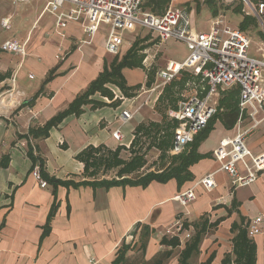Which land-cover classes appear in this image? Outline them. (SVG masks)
Returning <instances> with one entry per match:
<instances>
[{
    "label": "crops",
    "instance_id": "obj_1",
    "mask_svg": "<svg viewBox=\"0 0 264 264\" xmlns=\"http://www.w3.org/2000/svg\"><path fill=\"white\" fill-rule=\"evenodd\" d=\"M49 1L15 5L12 0H0V264H90L91 258L97 264H113L123 243L133 246L127 253L130 264L141 253L138 224L148 225L153 231L146 261L172 251L163 264H180L186 244L198 227L205 225L199 254L190 259V264L196 258H200V264H223L228 255L234 259V240L241 233H246L256 247V264H264V172L254 183L235 187L229 174L220 170L223 163L216 157L221 142L236 137V124L228 129L222 121L216 122L198 148L206 157L191 166L192 178L181 186L172 179L167 183L153 181L147 187L74 188L43 178L48 186L42 188L35 180L32 157L37 159L36 164H42L43 177L62 182L92 181L85 176L84 163L78 156L91 146L111 148L129 143L132 135L123 132L128 126L119 122L118 114L128 109L135 113L134 119L140 116L144 120L143 110L149 107L142 106L147 94L142 93L144 78L129 84L128 68H124L122 74L132 88L128 97L108 83L105 86L111 95L96 92L80 114L66 116L47 135L42 134L106 67L117 57L121 61L124 55L121 59L119 55L132 48L129 44L123 49L124 40L120 52L112 54L106 49L108 36L100 49L93 47L99 31L90 39L79 23L58 28L56 16L46 10ZM9 7L15 10L11 12ZM70 9L65 5L60 12ZM25 17L30 19L23 22ZM6 18L13 28L9 34L4 33L2 25ZM6 41L23 46L25 56L2 51ZM121 95L129 101L118 103L117 110ZM118 128L123 132L121 142L112 136ZM248 148L254 156L264 152V122L249 138ZM239 168L245 173L241 165ZM211 174L215 188L209 191L198 183ZM191 188L195 200L181 205L177 196ZM54 205L56 212L45 234ZM256 218L261 219V233L250 237V224ZM164 237L178 238L180 245L173 248L163 244Z\"/></svg>",
    "mask_w": 264,
    "mask_h": 264
},
{
    "label": "built area",
    "instance_id": "obj_2",
    "mask_svg": "<svg viewBox=\"0 0 264 264\" xmlns=\"http://www.w3.org/2000/svg\"><path fill=\"white\" fill-rule=\"evenodd\" d=\"M30 0H12L13 4H25ZM243 0L247 15L255 16L264 24V0ZM65 5L71 9L61 13ZM143 0H50L46 10L56 16L57 27L65 28L69 23H79L84 32L93 39L102 24L110 25L106 42L109 53L118 54L124 43L119 32L131 25H139L151 31L160 42L176 40L188 50L182 62L170 61L158 74L162 85L173 82L183 72H192V94L181 100L177 108L169 111V117L179 123L172 145V153L181 155L187 151L190 143L209 124L218 113V98L221 92L237 88L239 90V115L236 126L238 133L232 140H223L216 152L222 161L221 169L229 174L232 184L247 186L254 183L264 172V152L253 155L248 148L249 138L264 122V49L260 55L250 54V37L239 28L227 26L222 16L213 18L210 31H197L193 27L190 11L187 8L167 9L161 15H146L142 10ZM3 28L10 29V19L2 20ZM1 50L24 57L25 48L14 41H6ZM59 59V57H57ZM153 87L151 90H154ZM144 93L148 91L144 88ZM149 99L142 106L149 105ZM135 117L131 110L124 109L118 114L122 125H127ZM115 140H123L120 128L112 133ZM230 147V150L228 148ZM228 157L227 161H224ZM224 161V162H223ZM239 165L244 168L243 173ZM32 175L42 188L48 183L41 175L39 164L33 167ZM207 190L215 188L214 174L200 180ZM194 188L179 196L177 201L186 206L195 200ZM261 219L256 218L250 224L249 236L261 233ZM90 264H97L95 258Z\"/></svg>",
    "mask_w": 264,
    "mask_h": 264
},
{
    "label": "rangeland",
    "instance_id": "obj_3",
    "mask_svg": "<svg viewBox=\"0 0 264 264\" xmlns=\"http://www.w3.org/2000/svg\"><path fill=\"white\" fill-rule=\"evenodd\" d=\"M158 1L159 0H152V1L144 0L142 5L143 12L146 15H161L167 9L170 8L172 9L187 8V10L190 11L193 27H195L197 31H210L212 19L218 16L223 17L224 22L227 26L240 29V25L244 22L245 17L253 16L246 14L248 8L247 6H245L243 0H214L212 1V3H208V1L211 0H166L164 3V7L161 10H159V8L156 6V3ZM255 1L256 0H254L253 2ZM19 6H17V8L20 9L19 11H22L21 7ZM240 6L242 8V12L238 13L236 11V8ZM9 8L11 12L15 10L14 7H9ZM215 10L217 11V15H214ZM15 13H17V11ZM28 18L29 17L27 18L25 17V20L23 22L28 20ZM10 25L11 26L9 30L7 29L4 30L5 34L11 33V30L13 28H11L12 24ZM110 28L111 26L107 24H102L100 26L99 35H98L99 37L93 44L94 48H98V49L101 48L102 40L104 39L105 36L107 37L109 35ZM18 33L20 35L23 34L22 31ZM245 33L250 37V44H251L250 54L257 56L260 55L258 49L259 48L264 49V36H263L264 24L257 19L256 25L249 26V29L245 31ZM119 34L125 40L123 49L128 47L129 44H132L133 46L135 42H139L137 46L133 47V51L131 52L133 54H137L138 58H141L139 59L141 60L140 63L141 67H134L133 69L128 68V72L126 73V79L129 84H134L139 81H142L144 78L143 84H145V89L148 91V93L145 95L146 97L145 99H149L148 101L149 107L143 110V116L145 118L144 120L139 116L137 119H133L132 121H130V123L127 124L128 127H126L123 130V132L127 131L132 135L130 137L131 139L129 143L124 145L118 144V146L111 148L107 146L100 147V149L102 148V150L98 152L97 157L104 155L106 156L108 152L112 151V153L117 154V157L125 163L132 160L137 155H142V156L144 155L145 162L143 166L137 170H134L131 173L129 172L130 174L128 175V177H135L142 175L145 176L150 173L163 171L167 167L171 166L173 162L172 161L173 157L178 156L172 153V144L179 123L173 120L171 117H169V111L173 109L172 103L174 101H172V99L173 100L176 99L175 104L178 105V103L181 100L187 99L192 94L194 85L193 84L188 85V83L192 80L193 76H192V72L183 71L179 75L178 79L176 78L173 82L167 85H162V82L158 77L159 72L165 69L170 61L181 62L187 57L188 50L183 43H180L172 39L166 42H160V40L157 38L156 35L151 34V31H149L148 29H144L139 25H131L128 29L119 32ZM126 54L127 53L125 54L122 53V55H119V58L121 59L122 56L123 55L125 56ZM111 61L112 59L109 61V63ZM138 69H142L145 76L143 72ZM181 79L182 81L183 79H186V82H184L185 85L181 86L180 84H176L172 88V92L174 91L173 93L174 97L167 98L164 101H162L166 92V87ZM116 87L119 90H122L119 86L116 85ZM153 87L156 88H154V90H151ZM232 90L221 92L219 98L217 99L219 106L221 101L224 99V97L227 96V94ZM124 94L126 97H128L129 92L128 94L124 92ZM125 96L121 95V97H119L120 99L117 100L116 102L117 110L120 109L119 108L120 105L118 103H121L122 101L123 102L129 101V98H126ZM237 98L239 100L238 96ZM227 106H229V104H227L225 107H220L221 111L224 112L228 110ZM163 119L165 120V123L163 122ZM155 122L160 123L162 125L163 123L165 125L166 123L171 124V129L169 130V132L172 133L171 145L165 151L158 148V143H160V141L163 138L167 137L168 130L161 129L159 134H157V128L152 126V124ZM139 126H142L141 132H137V128ZM217 134H219V129ZM150 145H152V148L148 149ZM92 156L94 158L93 152H91L89 156L91 160H92ZM104 166L105 164H102L98 167L92 166L90 172H93L94 175H89V173L88 174L86 173L85 176H87L89 179L92 180L93 179L101 180L105 178L106 179L119 178L118 173L119 170L123 168L122 164H119L118 166L116 165L111 170L106 169ZM84 168H85V164H84ZM187 236L190 237L191 234H188ZM136 256H141V253H137L134 258H136ZM192 263L200 264L201 263L200 258H196Z\"/></svg>",
    "mask_w": 264,
    "mask_h": 264
},
{
    "label": "trees",
    "instance_id": "obj_4",
    "mask_svg": "<svg viewBox=\"0 0 264 264\" xmlns=\"http://www.w3.org/2000/svg\"><path fill=\"white\" fill-rule=\"evenodd\" d=\"M165 1L166 0H159L156 3V6L159 8V10H161L164 7ZM212 1L214 0L208 1V3H212ZM236 11L238 13L242 12L241 6L237 7ZM214 15H217L216 10L214 11ZM256 22H257V19L255 17L246 16L244 22L240 25V29L242 31H247L249 29V26L256 25ZM138 44L139 42H135L134 45L132 46V49H130L127 52V54L123 57L121 61L117 57L110 67H106L105 70L100 74L98 79L90 85L89 89L79 98H77V100L70 106V108L67 111L59 114L56 118H54L53 121H51L48 124L47 128L42 132V134L47 135L48 130L53 125L62 121L66 116L72 113L80 114L82 111V106L91 103L92 100H89V97L91 95H94L96 92H100L104 96L111 95L109 90L105 88V85L108 83L116 84L125 93L128 94V92H130L132 88H129L127 86L126 80L122 74V70L124 68L133 69L134 67H141L140 66L141 60H139L141 58H138L137 54H133L131 52L133 51V47L137 46ZM184 82H186V79H183V81L181 79L167 86L166 92H165V95L162 101H164L167 98L174 97L173 95L174 91L172 92V88L176 84H180L181 86H183L185 85ZM237 96L239 97V90L237 88L229 92L227 96H225L224 99L221 101L218 113L215 116H213L208 126L194 138V141L191 144L189 151L181 155L173 157L172 159L173 162L171 166L167 167L161 172H154V173L147 174L145 176L142 175V176L128 177V175L131 172L143 166L145 162L144 155L143 156L137 155L132 160L124 163L122 160H120L117 157V154L112 153V151L108 152L106 156L104 155V156L97 157L98 152L102 150V148L100 149V147L95 148L91 146L87 148L85 151H83L78 156V159L85 164V168H84L85 174L89 173V175H94L93 172H90L92 166L98 167L102 164H105L104 167L106 169L111 170L116 165L118 166L119 164H122L123 168L119 170L118 179L117 178H114V179L105 178L101 180L93 179L92 181H82V182H74V181L62 182L54 178H48L47 176H44V177L42 176V177L51 183L73 186L74 188H78L81 186H88V185L93 186V187H106V188H110L113 186H121V185L122 186L130 185V186L147 187L153 181H157L159 183H167L168 181L172 179H176L179 185L181 186L183 183H185L186 181H189L192 178V175L190 173L191 166H193L194 164L199 162L201 159L206 157L205 155H202L198 152V148L201 142L204 139H206L208 134L214 129V125L216 124V122L218 120L222 121L224 126L228 129L232 128L236 124L238 115H239V109H238L239 100ZM172 101H174L172 103L173 109L177 108V105L175 104L176 99L175 100L172 99ZM227 104H229V106H227L228 110L222 112L220 107H225ZM94 105H102V103L94 102ZM164 119H163V122L165 123ZM164 123L163 125L157 122L152 124V126L157 128V134H159L161 129L168 130L167 137L163 138L160 141V143H158V148L163 151H165L167 148L170 147L171 138H172V133L169 132V130L171 129V124L166 123L165 125ZM141 130H142V126H139L137 128V132H141ZM31 133L33 134L34 131H31ZM36 134L37 133L35 132V136H37ZM151 148H152V145H150L148 149H151ZM91 152L94 153V158L92 156V160L91 158H89ZM32 158H33L34 166H35L37 159L34 157ZM40 168H41V173H42V164L40 165ZM56 207L57 206L54 205L52 208V211L49 214L45 234L48 233L49 231L50 222L53 216L55 215ZM136 228L137 229L140 228V238H139L140 248L139 250H141V256L134 258L130 264H163L165 260L171 257L172 251H167V252L160 254L157 258H155L152 261H146L145 252H146L147 245L149 243V240L151 238L153 231L150 229V226L145 225V224H138ZM205 231H206L205 225L198 227V229L196 230V233L194 234V236H192L190 241L186 244L185 249L182 251L180 255V260H179L180 264H190L189 262L190 259L194 255L199 254V246L201 244ZM162 243L172 246L173 248H176L180 245V241L178 238L167 239L166 237H164L162 239ZM132 248H133L132 244L123 243V245L117 251V257L113 261V264H127L128 262L127 253ZM234 255H235L234 259H232L230 255H228L223 260V264H256V247L254 243L247 237L246 233H241L235 238Z\"/></svg>",
    "mask_w": 264,
    "mask_h": 264
}]
</instances>
